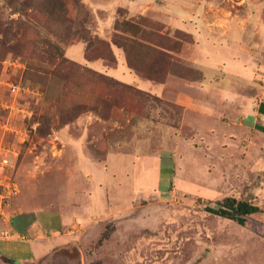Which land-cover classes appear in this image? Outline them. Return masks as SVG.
I'll list each match as a JSON object with an SVG mask.
<instances>
[{
  "label": "rangeland",
  "instance_id": "rangeland-1",
  "mask_svg": "<svg viewBox=\"0 0 264 264\" xmlns=\"http://www.w3.org/2000/svg\"><path fill=\"white\" fill-rule=\"evenodd\" d=\"M140 1L145 9L129 17L107 0H0V238L16 211L63 206L66 216L83 208L97 220L85 227L66 220L38 264H264V160L250 164L208 135L197 137L188 123L194 114L167 94L100 72V60L122 68L119 57L156 86L207 72L178 56L192 37L164 32L149 15L157 0ZM204 1L213 22L248 19L264 6ZM212 129L219 136L233 130ZM225 198L261 211L246 226L208 211Z\"/></svg>",
  "mask_w": 264,
  "mask_h": 264
},
{
  "label": "crops",
  "instance_id": "crops-1",
  "mask_svg": "<svg viewBox=\"0 0 264 264\" xmlns=\"http://www.w3.org/2000/svg\"><path fill=\"white\" fill-rule=\"evenodd\" d=\"M203 1L195 0L191 4L190 0H169L166 4V0H157V10L149 12V15L155 16L163 24L164 32H169L172 36L176 32H183L192 37L191 47L183 48L178 56L193 64L200 73L207 71L202 73V80L173 78L156 86V83L142 79L129 70L120 57L119 66L125 65V68L111 69L100 60V72L116 76L127 84L140 88L145 86V91L167 94L166 98H173L186 112L194 114V121L190 118L188 123L195 128L197 137L208 135V139L220 142L221 150L228 151L229 154L238 151L241 153L239 157L250 159V164H261L264 160V6L260 4L255 11L251 9L248 19L239 20L240 16L233 14L230 20L226 19V15L223 20L213 22L209 18L210 11L202 4ZM142 2L107 0L106 4L124 8L129 17H134L139 10L145 9ZM216 9L211 8L213 11ZM83 55L85 58V53ZM197 61L200 63H195ZM204 63L209 64L204 66ZM213 71L217 73L213 74ZM221 126L233 130L219 136L212 128ZM221 143H226L227 146ZM86 166L94 167L90 162ZM92 205L100 207L99 202H93ZM65 211L66 207L64 209L63 206H54L48 210L30 209L27 213L16 211L13 216L15 225H12L11 218L8 224L4 221V237L0 238V264H38L46 253L53 250L54 243L48 236L60 234L59 228L64 227L66 220L79 221L81 225L88 219L92 222L97 220L91 217L89 209L72 211V216L64 215ZM32 213L44 215L47 221L56 220L58 225L46 226L38 217H31ZM1 215L5 214L2 212ZM23 217L31 221L22 227L20 224L24 223ZM71 233L74 232L69 234ZM61 241V238L55 240L56 243H62ZM34 242H40L41 248L34 247ZM83 255L84 253L82 257Z\"/></svg>",
  "mask_w": 264,
  "mask_h": 264
},
{
  "label": "trees",
  "instance_id": "trees-1",
  "mask_svg": "<svg viewBox=\"0 0 264 264\" xmlns=\"http://www.w3.org/2000/svg\"><path fill=\"white\" fill-rule=\"evenodd\" d=\"M21 38H18V40H21ZM97 41L101 46L106 47V44L107 46H109V44L104 41L101 40H97ZM36 46L37 45L34 43L31 44V47H36ZM37 47H39V45ZM91 49H92L91 45L88 46L86 49L85 52L86 60L91 59V55L93 53ZM217 204L219 206L217 209L209 208L208 211L220 217L230 219L241 226H246L249 221V218L252 215L261 211V209L256 205L248 201L237 200L235 198H225L223 201L218 202Z\"/></svg>",
  "mask_w": 264,
  "mask_h": 264
},
{
  "label": "built area",
  "instance_id": "built-area-1",
  "mask_svg": "<svg viewBox=\"0 0 264 264\" xmlns=\"http://www.w3.org/2000/svg\"><path fill=\"white\" fill-rule=\"evenodd\" d=\"M12 90L13 91H16V90H19V87L17 86V85H12ZM8 163V161L7 160H3V162H2V165H3V167L5 166L4 164H7ZM7 189H9V191H11V189L12 190H16V188H15V184L14 183H9L8 185H7V187H6ZM10 196V194L8 195V197ZM0 198H1V195H0ZM4 199V200H3ZM2 202H0V214H2V210H1V208L3 209V206L2 205H4L5 204V202H6V198H4V197H2ZM5 201V202H4Z\"/></svg>",
  "mask_w": 264,
  "mask_h": 264
}]
</instances>
